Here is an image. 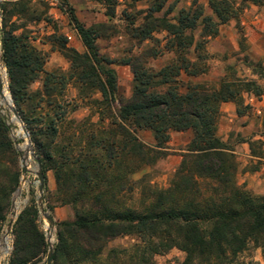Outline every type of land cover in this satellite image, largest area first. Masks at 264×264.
Here are the masks:
<instances>
[{"label":"trees","instance_id":"16d2710c","mask_svg":"<svg viewBox=\"0 0 264 264\" xmlns=\"http://www.w3.org/2000/svg\"><path fill=\"white\" fill-rule=\"evenodd\" d=\"M104 2L109 16L114 17L117 0ZM235 2L210 3L219 23L225 24L235 15ZM2 11V59L13 104L34 144L45 186L47 171L53 170L62 199L77 207L74 220L57 224L52 264H153L155 257L173 249L186 254L180 264H247L242 259L250 246L264 249V197L255 198L238 187L234 150L218 137L221 105L241 102V92H252L251 84L223 80L215 88L193 83L182 86L179 81L183 73L191 77L206 73V68L181 54L194 46L200 20L204 24L202 38L218 34L212 18L199 8L182 13L177 25L163 19L147 22L135 37L152 41L153 33L164 30L172 38L167 48L180 57L161 70L149 66L160 52L147 50L133 58L134 91L125 99L118 97L117 73L97 46L103 26L86 28L68 7L70 22L86 53L59 44L71 70L48 73L45 55L28 38L16 34L18 28L11 24L7 7ZM72 80L79 84L82 98L92 92L101 94L100 117L108 123L104 128L93 125L94 134L82 130L77 135L81 148L77 157L72 153L75 137L60 139L59 125L64 123L69 104L61 105L57 99ZM37 82L43 88L34 92L32 86ZM44 106L53 110L46 124L40 116ZM136 130L150 131L156 146H146ZM188 131L193 139L170 188L153 192V202L141 210L129 207L127 202L137 187L130 177L158 159L157 151L170 142L171 133ZM18 157L0 114V236L12 195L20 185ZM40 223V211L33 201L14 225L9 264H40L47 259L49 246ZM122 237H136L140 243L107 251L111 242Z\"/></svg>","mask_w":264,"mask_h":264},{"label":"rangeland","instance_id":"374dc122","mask_svg":"<svg viewBox=\"0 0 264 264\" xmlns=\"http://www.w3.org/2000/svg\"><path fill=\"white\" fill-rule=\"evenodd\" d=\"M212 1L117 0V5L114 7L115 15L110 17L104 0H1L0 37L3 20L2 8L5 6L10 13L11 24L18 28L16 34L28 38L32 46L45 55L46 72L69 73L71 64L64 57L59 44L64 43L80 54L86 53L82 40L71 24L67 13L68 7L72 8L86 28L104 27L97 34L100 55L111 63L110 67L117 73L118 97L130 99L135 85L134 74L130 66L133 58L141 56L147 50L160 52V57L150 60L149 66L161 70L168 63L180 57V54H175L167 48L172 38L166 31L158 30L153 33L152 41L144 42L135 37L138 32L152 19H163L177 25L182 13L196 11L200 8L205 17L212 18L218 25L216 28L218 34L215 37L207 35L202 38L204 24L202 20L198 22L194 33V46L181 55L206 68V73L196 77L183 73L179 81L182 86L193 83L207 84L215 88H219L223 80L236 85L251 84L252 92H241V102L221 105L218 137L234 150L238 163L236 178L238 187L255 198H262L264 197V3L258 5L236 0L233 6L235 15L227 23L221 24L210 6ZM198 43L201 44L199 49L196 47ZM0 67L7 74L2 59L1 42ZM6 86L9 87L7 75ZM42 88L41 82L32 86L34 92ZM8 93L10 94V91ZM57 99L61 105L69 104L66 108L67 114L62 118L64 123L61 122L62 124L59 125L62 136L60 139L75 137L76 146L72 153L74 157H77L81 150L80 142L77 141L80 136L77 135L82 130L87 134H94L93 125L98 128L108 125L107 121L102 122L100 117L103 110L100 105L102 96L97 92H92L87 98H82L79 84L72 80L67 83L63 95ZM43 108L44 111L40 116L43 124H46L48 123L47 117L53 116L51 114L53 110L46 106ZM0 114L9 127L10 138L19 156L18 169L21 171L20 185L12 195L10 209L0 236V264H9L14 249L13 229L18 217L33 201H36L40 211L39 180L36 174L40 168L42 170L43 168L36 156L31 137L30 144L13 114L6 105L3 106L1 103ZM24 127L26 128L25 124ZM136 135L146 146L151 148L156 146L150 131L136 130ZM192 139L191 131L171 133L170 142L164 146L162 151H157L158 159H154L151 166H142L139 172L130 177L137 182V187L127 202L129 207L141 210L144 204L153 202V192L170 188ZM25 144L30 145L33 157L31 168H36L35 172L28 169L26 174L20 158L21 147ZM62 198L56 183L55 172L47 171L44 206L45 212H48L55 221V227L51 233L53 246L58 242L57 224L72 221L76 216V205ZM40 217L41 228L45 232L47 241L49 223L41 212ZM5 236L8 238L6 251L3 245ZM139 243V238L122 237L111 242L107 251L115 248L130 249ZM185 258L184 252L173 249L164 256L155 257L153 264H180ZM47 261L48 257L40 264H45V262L47 264ZM242 261L247 264H264V249L250 246Z\"/></svg>","mask_w":264,"mask_h":264},{"label":"water","instance_id":"95a60500","mask_svg":"<svg viewBox=\"0 0 264 264\" xmlns=\"http://www.w3.org/2000/svg\"><path fill=\"white\" fill-rule=\"evenodd\" d=\"M0 11H1V0H0ZM0 25H1V17H0ZM7 75V74H6ZM4 82L2 81L1 77H0V96L3 98L4 97ZM8 91H9V87H7ZM10 96V101L11 104H8V110L13 114L15 120L20 124L21 126V130L24 133V137L28 140V142L31 144L30 141V135L27 131V129L24 127V124L13 104V100ZM20 158H21V162L23 164L24 167V173L26 174L28 172V168L26 167L25 163H26V159L24 157V155L20 152ZM38 177V204H39V208H40V212L42 213V215L44 216V218L48 221L49 223V232L47 233V242L49 247V255H48V261L47 264H52L53 262V258H54V246L52 245V241H51V233L55 227V221L54 219L48 214V212H45V206H44V189H45V175L43 170L40 168L38 173L36 174ZM12 224L10 225L11 228Z\"/></svg>","mask_w":264,"mask_h":264},{"label":"bare ground","instance_id":"6f19581e","mask_svg":"<svg viewBox=\"0 0 264 264\" xmlns=\"http://www.w3.org/2000/svg\"><path fill=\"white\" fill-rule=\"evenodd\" d=\"M0 77L5 85L4 86V97L2 98L0 96V103L1 105L3 106L6 105L8 107V104H11V101H10V96H9L8 89L6 86V74H5L4 69L1 67H0ZM21 151L24 154L25 159H26V163H25L26 167L30 169L31 171L35 172L36 168L35 167L31 168L33 165V157L31 153L30 145L25 144L24 146L21 147ZM7 242H8V238L7 236H5L3 239V245H4L5 251H6Z\"/></svg>","mask_w":264,"mask_h":264}]
</instances>
